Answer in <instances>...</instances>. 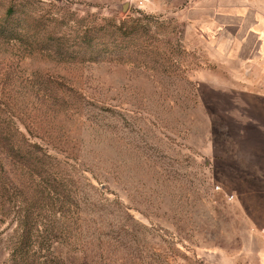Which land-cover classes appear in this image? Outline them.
Listing matches in <instances>:
<instances>
[{
  "label": "rangeland",
  "instance_id": "374dc122",
  "mask_svg": "<svg viewBox=\"0 0 264 264\" xmlns=\"http://www.w3.org/2000/svg\"><path fill=\"white\" fill-rule=\"evenodd\" d=\"M210 1L0 0V136L42 149L0 155V264H264V65Z\"/></svg>",
  "mask_w": 264,
  "mask_h": 264
},
{
  "label": "crops",
  "instance_id": "0c3cea01",
  "mask_svg": "<svg viewBox=\"0 0 264 264\" xmlns=\"http://www.w3.org/2000/svg\"><path fill=\"white\" fill-rule=\"evenodd\" d=\"M209 6V24H215L226 37L231 32L226 46L229 42L238 45L237 59L264 65V0H211ZM259 138L248 156L249 169L241 171L239 182L241 189L254 190L246 193L248 205L243 211L256 225L264 246V136ZM259 253L264 258V247Z\"/></svg>",
  "mask_w": 264,
  "mask_h": 264
},
{
  "label": "trees",
  "instance_id": "16d2710c",
  "mask_svg": "<svg viewBox=\"0 0 264 264\" xmlns=\"http://www.w3.org/2000/svg\"><path fill=\"white\" fill-rule=\"evenodd\" d=\"M2 131L3 129L0 127V132ZM36 149L40 152L42 150L40 146L35 143H29L25 138H23L19 145H14L4 137L0 136V155L5 154L8 156L9 153H11L9 155L12 156L15 155V153L23 154V157L21 155L22 160L19 162V165L22 171H25L30 176L29 178H32L39 168V163L34 159H31L32 156L36 155ZM37 174L41 175V172H37Z\"/></svg>",
  "mask_w": 264,
  "mask_h": 264
}]
</instances>
